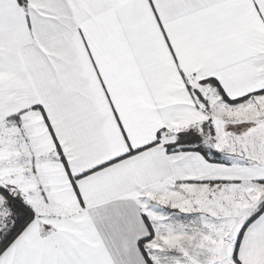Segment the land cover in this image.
Masks as SVG:
<instances>
[{
    "label": "snow or ice",
    "instance_id": "1",
    "mask_svg": "<svg viewBox=\"0 0 264 264\" xmlns=\"http://www.w3.org/2000/svg\"><path fill=\"white\" fill-rule=\"evenodd\" d=\"M0 264H264V0H0Z\"/></svg>",
    "mask_w": 264,
    "mask_h": 264
}]
</instances>
